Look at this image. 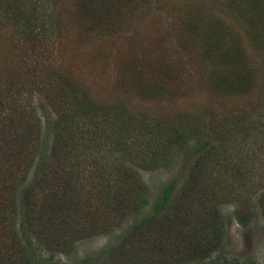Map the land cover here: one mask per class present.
Here are the masks:
<instances>
[{"label": "rangeland", "instance_id": "374dc122", "mask_svg": "<svg viewBox=\"0 0 264 264\" xmlns=\"http://www.w3.org/2000/svg\"><path fill=\"white\" fill-rule=\"evenodd\" d=\"M252 1L0 0V264H11L3 258L13 253L14 243L30 247L21 220L3 216L11 205L19 206L25 186L36 192L33 216L41 226L33 222L29 233L40 253L38 264H82L151 211L174 178L179 187L186 184L185 194L175 193L174 207L151 214L154 221L164 218L156 230H192L204 210L219 207L226 229L223 247L213 252L216 257L225 250L217 264L234 257L264 264V46L259 43L264 0L257 8ZM93 3L115 16H91L89 23L86 5ZM241 75L249 82L251 77L250 87L235 84ZM63 79L71 84L66 92L73 101L55 100L68 119L59 127L68 142L55 158L71 166L82 206L104 218L103 227L74 241L67 252L45 242L48 233H57L52 221L60 220V211L55 209L53 219L49 211L38 214L41 203L58 206L60 186L54 182L52 188L49 179L44 189L34 185L39 176L51 175L36 171L35 164L43 151L53 155L44 111L62 121L48 99L66 93ZM14 87L5 99V88ZM76 89L105 111L82 116ZM11 98L21 99L17 110L3 105ZM35 118L43 126H31L29 119L33 124ZM117 141L126 142L122 149ZM205 142L206 156L195 164L196 145ZM194 170L198 178L193 180ZM7 181L19 188L11 192ZM192 181L198 202L187 200ZM237 208H246L248 224L238 221ZM122 211L130 218L116 217ZM179 218H188L190 225L178 231ZM147 234L143 229L141 235Z\"/></svg>", "mask_w": 264, "mask_h": 264}, {"label": "trees", "instance_id": "16d2710c", "mask_svg": "<svg viewBox=\"0 0 264 264\" xmlns=\"http://www.w3.org/2000/svg\"><path fill=\"white\" fill-rule=\"evenodd\" d=\"M260 1H252V7L257 8ZM86 9L90 14L89 23L92 21V17H100L102 14L106 16H115V12H113L111 9H108V7H104L98 4H89L86 5ZM110 10V11H109ZM92 16V17H91ZM88 24V23H87ZM102 29L103 27H99ZM237 41V40H236ZM238 42V41H237ZM239 43V42H238ZM261 45L264 46V39L259 41ZM237 49V48H236ZM234 49V50H236ZM241 69V68H240ZM239 73L241 71L239 70ZM248 75V74H247ZM247 75H241L238 80L235 82V84H238L240 86L250 87L252 80L251 77L249 78L250 82L247 81ZM69 81L63 79L61 81L63 85V89L66 92L68 91V88H71V84L68 83ZM72 90V89H71ZM15 91L14 88H5V99L8 96L13 95ZM72 92V91H71ZM75 93L77 95H80L79 100H75L77 103V109L79 110V113L84 116L88 117L89 114L94 115L96 110H103L105 111V108L103 105H101V102L98 100L90 99L88 95L83 92L79 91L78 89L75 90ZM69 98V99H68ZM59 99L63 103H67L69 100L73 101L68 95V93H61L59 97H55L52 99H48V102L50 103V106L52 107L53 112H57L56 114L59 115L62 118L61 122L53 121L50 119L49 111H44L45 115V129H52L51 131L53 136V143L51 145L53 155L48 154L47 152L43 151L40 153L39 160L36 162L35 170L38 172H51V175L43 174L37 178V182L34 185H38L42 189L48 187L47 186V179H49V182L53 188L54 182H57L60 186L59 192L56 193L59 196L58 201L60 200L58 206L54 209L50 207V204L46 201L47 199L41 195V198L47 203H41L38 209V214L40 213H47L49 211V214L54 215L51 219L55 218L56 210H59V216L60 220L57 222L52 221V224L57 227V233L53 230L52 234H47L46 237V243L49 245L47 246L50 249H55L59 252H67L72 246L73 242L81 239L83 237L90 236L93 230L96 227H99V229L102 226L100 221L104 218H100L98 212L96 210H93L92 207L82 206V197L81 195L75 194V192L79 191L77 190L76 186L73 185L74 177L72 175V169L67 168L71 167L66 162L63 164H60L59 160L55 158V151L60 150L63 143L68 142L66 141V138L63 135V132L59 131V127L63 122L68 121V119H65V116L63 115L64 107H60L59 103L60 101L56 102L55 100ZM17 99L14 98V100L11 98L10 100H5L3 105H10V109L12 111L17 110V106L19 105ZM14 106V107H13ZM42 108L44 105H40ZM62 110V111H61ZM20 112V111H19ZM33 121V120H32ZM106 120L104 122H107ZM238 122V121H237ZM29 124L31 126H35L36 128L43 126L40 124V120L38 118L34 119L33 124L31 123L29 119ZM230 132H234V128H228ZM243 131V129H240ZM123 138V137H122ZM220 144H224L223 141L217 140ZM125 141H117V148L122 149L125 145ZM207 142L203 144L196 145V151L195 153H198L197 157L194 159L195 164L196 161H198L199 165L202 163L203 160L201 158H204L206 155L202 154L205 146H207ZM35 148V147H34ZM214 148V147H213ZM212 148V150H213ZM51 152V153H52ZM48 157H54V161L47 162ZM206 162V161H205ZM68 169V170H66ZM66 170V171H65ZM191 174H195L197 176H193L194 178H198V174L196 170L191 171ZM189 175V176H190ZM201 175V174H200ZM2 182V181H1ZM3 183V182H2ZM4 184V183H3ZM180 179L174 178L172 180H169L166 185L163 186V189L161 190V193L159 195L158 200H156L155 205L153 206L151 211H147L145 215L142 218H138L134 220L133 223H131L130 228L126 229L125 234L121 236V238L115 242L114 244H111L110 246H107L104 249H101V252L98 256H93L91 260L84 259L82 261V264L90 263V264H217L219 261L223 259V255L225 253V250H222L220 253L221 255H217L216 257L213 256V252L217 251V249H221L224 244V235H225V229L226 224L225 220L223 218V215L220 212L219 207H214L212 209H209L206 211L204 210V213L201 215L202 217L199 219V223L194 226V228H191L192 230L189 231H181L179 233L172 234V230L169 231L167 229L166 232L161 230H156L157 228L161 227L163 228V222L164 218L160 217V219L152 220L151 214L156 213L157 215L164 212L167 208L170 206L174 207L175 204V193L179 195V197L183 196L185 194V186L179 187ZM5 186L13 192L15 189L19 188L17 187V184L14 183H7ZM193 181L190 183V187L186 189L187 192L192 196L191 199H187L190 202H193L192 199L196 200L198 202L197 194L192 189ZM103 190V189H102ZM21 191V190H19ZM21 198H18L19 206L16 207L14 205H11L9 210L4 213L3 216L6 218H9V220L15 222L16 219L21 220V227L23 236L25 238V241L30 245V247L23 248L22 243L17 242L13 244V253L7 254V257L4 260L8 261L11 264H21V263H40L41 259L39 257L40 253L36 254V251L33 246V242L30 239V233L29 229H31V224L34 222L35 217L33 216V212L35 211L34 208V196L36 194L33 189L29 188L28 186L23 187V190L21 191ZM261 204L264 202V193L261 194ZM17 199V197H15ZM182 198V197H181ZM205 201V199H204ZM205 202H201L200 204H204ZM176 205H178L176 203ZM14 206V207H13ZM81 208V209H80ZM68 210L67 214L62 213V210ZM91 209L93 210V214L89 217H86L87 211ZM113 207H109V210H112ZM246 208H237L235 210L236 217L238 221L246 225L248 224V221L250 220V217L248 218ZM199 210V209H198ZM194 211V208L191 209L190 214ZM109 212V211H108ZM106 216L109 215L105 213ZM119 215L116 217L123 216L124 218L129 217V213L127 212H119ZM247 217L245 219L244 217ZM5 218V219H6ZM33 220V221H32ZM127 220V219H126ZM178 220V219H177ZM154 221V222H153ZM179 222H182V227L190 225L191 221H188V218L183 219L179 218ZM35 223V222H34ZM184 223V224H183ZM37 227H40V223H35ZM80 226V227H79ZM87 227V228H85ZM172 227V226H171ZM198 228V229H195ZM148 230V234L146 236H142L141 232L142 230ZM166 229V228H165ZM125 230V229H124ZM123 230V232H124ZM155 230L157 232H155ZM163 231V232H162ZM176 235V239L172 241L173 236ZM227 252V251H226ZM14 256V257H13ZM8 257H13L11 260H8ZM234 260H230L229 264H257L255 260H240L237 257L232 258Z\"/></svg>", "mask_w": 264, "mask_h": 264}]
</instances>
